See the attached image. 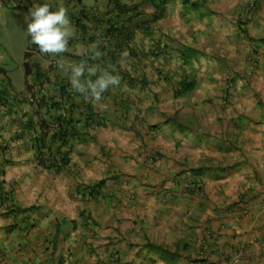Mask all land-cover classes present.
Returning a JSON list of instances; mask_svg holds the SVG:
<instances>
[{"label":"crops","instance_id":"obj_1","mask_svg":"<svg viewBox=\"0 0 264 264\" xmlns=\"http://www.w3.org/2000/svg\"><path fill=\"white\" fill-rule=\"evenodd\" d=\"M20 1L65 7L77 33L69 46L99 41L103 56L89 62L111 64L121 85L93 105L57 65L50 69L59 57H30L45 79L23 82L61 105L45 120L72 117L78 136L58 148L69 154L64 168L33 173L27 197L17 188L0 202L10 213L3 222L12 225L0 238V264H264V120L250 101L237 114L230 109V94L257 93L256 79L264 84V0L239 30L231 28V11L247 12L254 0H209L198 11L167 0L160 15L148 0ZM83 8L85 36L73 23ZM256 55L262 76L252 73ZM226 63L237 76L227 91L229 79L217 86ZM185 81L194 89L176 96ZM17 88L27 95L24 85ZM40 111L25 101L0 117V191L9 190L6 171L16 164L4 146L21 129L31 139L26 123ZM89 113L96 121L86 120ZM17 143L26 147L23 159L32 155L25 139ZM86 186L97 188L94 197Z\"/></svg>","mask_w":264,"mask_h":264},{"label":"clouds","instance_id":"obj_2","mask_svg":"<svg viewBox=\"0 0 264 264\" xmlns=\"http://www.w3.org/2000/svg\"><path fill=\"white\" fill-rule=\"evenodd\" d=\"M76 1L82 3V0ZM148 1L155 2V7L157 9L158 15L161 14L167 2V0ZM256 3L255 1L251 2L247 7L248 11L246 13H251V15H254L255 10L258 8ZM1 6L9 7L12 9H24L28 15L29 23L27 24L26 31L30 36L32 43L27 47V49H25L26 51L24 53V78L29 77L30 75H34L37 78V72L39 71L42 74V77L37 79H45V75L41 72V68L38 67V64L32 63L30 60V55L32 53L34 54L41 52L42 54H45L47 56L59 57V59H57L56 61H51L50 69L55 68V65H57L60 72L68 78L71 88L76 93H79L85 102L92 103L93 105L100 104L104 99L105 92H107L109 89H114L121 85V76L118 73L113 74L114 72H116V69L111 64H109L107 67H102L99 63L89 62V60L98 61L103 56V53L99 50V41L95 42L94 40L93 42H91L89 39L92 44L88 45L87 47L80 44L76 45L74 48H71L69 46L70 40H73L76 37L77 33L76 28L73 26L68 15V11L65 7L61 6L54 11L51 9L49 4L44 3L34 4L33 8H30L29 6H23L20 0H0V7ZM246 15H248L246 16V19L250 21L249 17L252 16H250L249 14ZM78 17H82L85 21V26H87L86 23L90 17L84 8L80 11ZM92 17L96 22L103 21L102 18L95 15H93ZM29 48H33L34 50H30ZM69 52H71L73 55L81 57V59L78 62H74L65 58L64 54ZM127 56L128 53L126 51L121 53L120 59L118 61L121 67L124 66ZM256 59L257 55L254 62H256ZM5 61L6 59L0 60V117L2 116V113L6 116L11 115L17 104L25 101L29 104H35L36 108L38 109H43V112L40 111L37 113L38 116L36 117L35 121L33 119L27 120L26 130L28 132L30 131L31 139L27 140L28 137L22 138L23 131L21 129L20 134L16 136V140L11 139L10 143L25 139V144H27L30 149L33 147L31 149L33 155L32 161H34L40 171H60L66 165H60L61 161H59V168L48 167L50 162L57 158V153L59 152L58 148L61 145L59 141H53L51 139L53 133L57 131V118L55 119L54 124H51L47 120H45V117H47L48 115L47 110L55 109L50 106L56 102H51L50 99H48L46 95H44L41 91L33 92V86L29 85L26 82H23V84L19 83L18 86L21 87L22 85H24L27 95L17 91V86L15 87L12 78L8 75V72L5 69ZM27 62L31 66V72L29 75H26L25 73V63ZM93 77H95V79H93ZM232 83L233 80L229 79L228 84H226V91L230 90ZM43 102L46 103V105L43 104ZM24 116L26 115L24 114ZM41 123L49 125L46 130V133H48L46 137L45 135H43L40 129ZM30 125L35 127L33 129H30ZM49 142H57L59 143V145L55 150H53L52 145L48 144ZM7 144L4 146L5 148L8 147ZM47 145L49 146V149L47 148ZM65 153L68 152H61V154ZM59 158V160H61V157ZM45 161L46 164L44 165L42 162ZM199 177H201V175H199ZM195 181H199L198 183L192 182V185L195 188H198L202 185V182L200 180L197 179ZM83 190L89 198L93 197L89 194V186H86Z\"/></svg>","mask_w":264,"mask_h":264},{"label":"rangeland","instance_id":"obj_3","mask_svg":"<svg viewBox=\"0 0 264 264\" xmlns=\"http://www.w3.org/2000/svg\"><path fill=\"white\" fill-rule=\"evenodd\" d=\"M184 1L185 0H183V4L190 5L191 7H193V9L195 8V11H198L197 10L198 7L205 8L206 6L210 5L209 0H189V3L186 2L184 3ZM254 1L255 3L257 2L256 0ZM172 4L173 6L179 5L177 3V0L174 1ZM211 4H215V1L212 0ZM257 7H259V4ZM238 12H241V10H239ZM238 12L231 11L230 25L233 30L241 29L242 28L241 26L246 25V23L249 21L248 19H246V16L248 15L245 14L246 12L244 10L241 13ZM211 20L214 21L215 19L211 18ZM28 23H29L28 15L24 9H12L5 6L0 7V60L6 59L5 69L7 70L8 75L12 78L14 84L17 87H19L18 86L19 83L23 84V80H24L25 54L23 50L27 49V47L32 43L30 36L27 34L26 31ZM252 43L253 42L251 41L247 42L249 46H252ZM234 45L236 51L237 49L239 50L241 48L239 44H233V46ZM248 45L242 48L243 52L248 49ZM29 49L34 50L33 48H29ZM247 54L248 56H250L251 52H247ZM33 55L34 54H31L30 56ZM245 64L250 65V61L248 60V57L246 58ZM225 66L226 69L223 72L219 73L221 78L218 80V83L220 85L217 86H222V84L227 79H231L234 81V79L237 78V76H234L235 73L232 69L231 64L226 63ZM253 67L254 69H252V73L256 74V76H262L263 71L259 67V64L254 62ZM247 83L249 84V81H247ZM253 85L255 88H258L257 93L242 92L237 95L233 93L230 94L231 95L230 98L232 99V105L230 109L235 110L234 113L237 114V108L243 106L245 100H246L245 108H248V104L250 101L253 104V108L255 109V111H257V116L259 120H264V84L261 83L259 79H256ZM234 95L236 97H233ZM232 120H237V117L235 116L232 117ZM48 144L52 145L53 150H55L59 145V143L57 142H49ZM7 145H8V155H7L8 159L16 164L15 166L11 167V169H7L6 171L7 174L5 177L6 178L5 184L6 187L8 186L9 190L0 191V202L1 201L6 202L10 200V197H13V194L15 193V190L17 188L21 189L20 196L27 197L29 194V183L33 182L34 180L32 174L36 173L37 171H40V169L36 166L34 161H32L33 155L29 154L26 158L23 159L22 152L26 148L24 145L17 142L9 143ZM47 148L49 149L48 145ZM74 155H77V149L75 150ZM16 180L20 181L21 183L20 187H17L19 185V182ZM1 197L4 198L2 199ZM9 218H10V213L3 210V206L0 205V238L1 239L7 236L8 230L12 228V225L11 224L9 225V222H3L2 220L4 219V221H6Z\"/></svg>","mask_w":264,"mask_h":264},{"label":"trees","instance_id":"obj_4","mask_svg":"<svg viewBox=\"0 0 264 264\" xmlns=\"http://www.w3.org/2000/svg\"><path fill=\"white\" fill-rule=\"evenodd\" d=\"M185 2L189 3V0H185ZM196 6H197V4H196ZM74 23L77 26V28L79 30H81L82 34L85 35L86 30H87V26H85V21L83 20V18L82 17L75 18ZM90 41L93 42L94 38H90ZM30 72H31V66L27 62V63H25V73H26V75H29ZM41 77H42V74L38 71L37 72V78H41ZM194 87H195V84L193 82H186V81L181 82L179 84V90L176 91L175 94H176V96H181V95L193 90ZM43 104L46 105V103H44V102H43ZM72 106H74V104H72ZM72 106H70L71 109H72ZM50 107L60 110L61 105H60V103L56 102V103L52 104ZM86 120L90 121V122L96 121L95 120V114H93V113L87 114ZM99 122L104 123V120H101ZM34 127L35 126H32V125L29 126L30 129H33ZM48 127H49V125H47L45 123L40 124V129H41L43 135H45V137L48 135V133H46V130ZM27 129H28V126H27ZM56 129H57V131H55L53 133V135L51 136V139L53 141H55V140L59 141L61 143V145H60L61 148L66 147L67 145L69 146L71 144V141L78 136V134H77L78 131H77L76 126H75V120L72 117H67L66 115L57 118ZM57 155H58L57 158H55L53 161H51L50 164L48 165V167L59 168L60 165H63V164L65 165L69 161V158H68L69 154L68 153L61 154V151L59 150ZM59 157H61V160H59L60 159ZM59 161H61L60 165H59ZM42 163L45 165L46 161L42 162ZM89 190H90L89 194L94 197L95 194L97 193L96 192L97 188L95 186H89Z\"/></svg>","mask_w":264,"mask_h":264},{"label":"built area","instance_id":"obj_5","mask_svg":"<svg viewBox=\"0 0 264 264\" xmlns=\"http://www.w3.org/2000/svg\"><path fill=\"white\" fill-rule=\"evenodd\" d=\"M199 181H196V183H198Z\"/></svg>","mask_w":264,"mask_h":264}]
</instances>
